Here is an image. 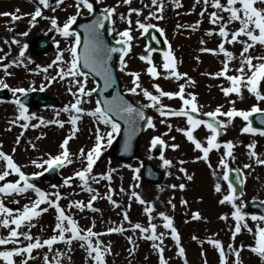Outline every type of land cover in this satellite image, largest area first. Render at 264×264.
I'll use <instances>...</instances> for the list:
<instances>
[{
	"label": "snow or ice",
	"instance_id": "1",
	"mask_svg": "<svg viewBox=\"0 0 264 264\" xmlns=\"http://www.w3.org/2000/svg\"><path fill=\"white\" fill-rule=\"evenodd\" d=\"M176 8L183 7L180 0H171ZM66 0H35L34 11L24 15L30 17L29 25L35 27L39 19L48 20L51 27L49 31H54L66 42V47H60V40L54 39L56 46V55L51 63L46 66L36 65L35 69H29V64L33 63L30 57L26 58V52L29 48L28 43L21 44V40L13 37L10 44L20 45L19 55L15 59L5 62L10 53L0 56V71L3 77H0V90H8L12 94L11 100L0 99V103H11L16 106L17 114L14 119L9 121L11 126H19L23 131L16 137L15 144L19 145L21 137L29 128L37 129L41 126L57 125L64 128L67 123L70 125L69 134L63 139L59 145V151L56 154L45 153L47 158L43 156L39 159L31 160V165L40 169L31 174H27L23 168L14 159L16 148L12 149V154L3 150L0 143V162L3 167L0 168V229L6 230L7 234H0V264H33L38 259L34 253L41 252L43 264H73L72 255L77 248L85 253V264H108L107 257L113 254L111 242L105 244L102 237L111 234L124 235L131 231L139 233V239L151 242V248L156 252L158 264H170V258L165 255L166 247L164 244L166 233L159 231L156 220L157 216L163 221V229L168 230L167 235L174 241L176 255L183 259V264H189L186 255V249L182 243L181 233L175 226L173 216L165 211L156 212L154 202H150L143 196L131 191L130 202L123 211L119 213L122 216V222L116 226H108L105 231H97L96 219L92 218L88 226H81L80 221L76 218L74 212H84L89 210L93 213L100 212L99 208L94 207V202L100 198H106L115 209H121L123 206L116 199L114 194L116 189L112 187L113 174L118 171L112 168L111 161L106 171L95 173L94 169L107 148L111 147L116 136L121 132V124L123 121L128 127L126 129L127 140L124 149L130 148L132 136L138 130L141 121H145L150 129H156L155 119L151 115L146 116V110H154L160 119L159 123L164 125L167 131L154 135L150 140V150L156 149L157 146L170 148L175 151L180 145L175 143V137H171L172 143H168L164 137L169 136L173 131V125L168 122V118L177 117L185 119V127H177L175 130L182 133L187 141L193 146L194 150L201 153L196 157V161L203 160L212 168L210 162V153L214 150L224 149L218 160L217 168L221 170L222 175L218 176L214 185L215 192L224 193L219 200L221 205L228 204L231 206V219L234 225L229 229L231 232V242L225 245L215 236L207 238L210 244L219 255V264H244L242 252L247 249L251 253L257 255L261 261H264V215L252 214L245 211V203L241 199L244 192L241 189L238 193L236 184H234L231 173L235 172V181L243 184L245 178L242 173L244 169H252V164L245 163L243 169H232L229 160H235L234 149L236 143L232 140L221 142V135L234 122L236 118L244 121V126L240 129L241 134H251L264 137V54L253 55L257 46L264 49V0H195L192 11H195L196 5H202L199 12V19L193 24H177V30L191 29L196 31L203 23V18L207 15L208 22L212 26L206 30L205 35L208 37L218 36L219 42L215 48L208 47L205 39L201 38L199 49L201 53L212 54L214 56H223L221 68L215 73H203L216 79H224L227 85H220V91L224 97L228 99L231 105L227 111L223 110V105H218L211 111H203V106L199 104L197 95L194 92H186L187 85H195L196 81L188 76V73H181L178 70V61L175 56L173 47L169 43L166 35V29L160 26L161 21L165 19V0H149V3H143L142 7H132L133 0H116L113 5H106L98 8V5L105 3V0H73V4L69 7L75 9L74 14L68 15L61 23L56 15L46 16L44 10H50L56 13L57 10H64ZM127 6L125 12H121L120 8ZM212 9L209 11V9ZM147 9V14H145ZM94 17L90 23L81 24L84 30L83 48L81 50V33L74 28L78 18L84 12ZM179 14V13H178ZM2 16L10 17L13 21L24 18L20 14V9H16L15 13L3 12ZM135 15L136 19L132 17ZM122 22L126 26L122 30L116 28L117 21ZM155 21V22H154ZM106 22L111 24L108 29L109 33L115 34V44L120 47L110 46L104 39L103 31ZM9 31H12L10 28ZM29 31L19 33V36L27 37ZM139 33V35H134ZM158 34V35H157ZM158 37H164V43L167 49L162 53L161 64L154 62L153 54L158 49L153 47L151 41L156 44L160 43ZM150 38V39H149ZM141 39H147L144 45V54L139 59L146 63V73L155 81L160 78L174 79L176 81L184 80L185 83L178 84L177 91H165L159 83H153L151 88L144 87L141 80V72L128 71V62L126 57L130 56L133 48L138 46L135 42ZM5 44L9 41L5 40ZM9 44V48H10ZM240 45L239 54L231 50L228 46ZM0 52L3 49L0 48ZM114 53H119V70L131 77V87L127 88V92L133 95H142L147 103L136 106L124 98L118 90L111 98L104 95L105 91L113 88L117 84V79L113 74V70L109 61ZM27 59V63L25 62ZM196 59L199 61L200 57ZM13 67H23L34 74L44 73L46 83H42L39 91L43 92L46 86L53 83H64L68 93L73 97V101L64 105L59 111L55 112L54 119L46 120L43 116L31 112L26 98L30 92L37 91L34 86L35 82H31L29 87L9 85L5 78L14 75L10 71ZM55 68L54 75H47L49 69ZM90 76L101 77L103 79V87L97 83L89 88L88 82ZM247 91L253 97L256 103L252 104L248 109H240L236 107V101L231 99L233 95L240 100L244 99V92ZM96 96L94 107L87 109L84 105L92 102V97ZM179 99L181 106L171 107L164 104L163 100ZM61 112L68 114V119H60ZM198 114V115H197ZM260 127L253 126L254 115H257ZM84 116L91 117L94 120V142L91 148L85 150L81 147L76 153L70 150V141L77 137L80 131V122ZM226 117L227 119H220ZM32 121H37L32 123ZM203 127L208 133L204 140L197 138L194 134L198 129ZM8 131H11L9 127ZM45 134L36 137L40 140ZM29 145L36 149V144L28 141ZM242 143V142H241ZM257 142L255 140L246 144L248 156L254 159L257 165L264 166V155L258 154L256 151ZM151 158V157H150ZM159 159L162 161L163 167L172 168L174 162L168 159L164 152H161ZM80 162L81 167L76 170L73 175L65 177L62 185H51L52 191L42 189L32 181L44 175L50 170H58L67 166ZM180 165H184L186 161L179 160ZM122 167L132 168L131 165H122ZM134 172L133 180L140 179V168L132 169ZM179 172L183 173L187 180L193 179L192 175L187 173L184 167L179 168ZM213 176H217V172L213 171ZM15 175V180L8 178ZM179 179V177H177ZM80 181L82 191L90 193V198L85 202L83 200H73L69 196L62 195L61 187H71L74 180ZM101 181H106L107 188L104 196L92 185H99ZM227 183L225 192L222 183ZM135 187H139L136 184ZM171 189L184 190L186 185L172 184ZM163 190V189H161ZM121 193H125V189H119ZM34 193L35 198L28 197L29 193ZM12 196H23L28 199V203L22 207L12 208L7 206L5 198ZM68 199L66 206H62L61 201ZM131 200L138 202L143 206V212L147 215V224L140 222L133 223L129 217L131 209ZM13 203L19 205V200H13ZM167 203L175 210L176 205L172 199ZM182 205H187L188 201L181 199ZM49 210L54 211V226H52V234L47 238L41 235H34L33 228L37 227L39 218L43 214H47ZM156 213V215H154ZM192 220L203 219L199 211L193 212ZM220 219L227 221L229 214H224ZM255 222L254 226H250L248 221ZM123 222H127L129 227H125ZM187 222V221H186ZM113 222H109L111 225ZM41 231H44L43 227ZM247 231L253 237V242L245 245L241 243L239 246L235 244L237 237ZM132 245L129 250L130 255L134 254L138 244L132 236L126 237ZM192 240L198 241L201 246L205 243L198 236L193 235ZM63 244L65 251H61L54 247ZM46 251H42L45 250ZM201 256L204 257V264H208L205 253L202 251ZM147 259V257L145 258Z\"/></svg>",
	"mask_w": 264,
	"mask_h": 264
},
{
	"label": "rangeland",
	"instance_id": "2",
	"mask_svg": "<svg viewBox=\"0 0 264 264\" xmlns=\"http://www.w3.org/2000/svg\"><path fill=\"white\" fill-rule=\"evenodd\" d=\"M28 2L32 6L30 9H24L22 2ZM54 2V0H53ZM183 7L176 8L171 0H165V19L160 23V26L166 29V35L169 43H171L175 56L178 61V70L181 73H188V76L196 81L195 85H187L186 92H194L197 95L198 102L203 106V111H211L215 109L218 105H223V110L227 111L231 106L228 103V99L224 97L223 93L220 91V85H227V82L224 79H216L208 75H203V73H215L221 68V61L224 57L214 56L212 54L201 53L199 51L201 38L208 41L207 46L215 48L219 42L218 36L208 37L205 35L206 30L212 26L208 22L207 15L203 18V23L200 28L196 31L191 29H180L177 30L176 25L179 24H193L200 17L199 12L201 11L202 5H196L195 11H192L195 0H180ZM116 3V0H105V3L98 5V8H103L106 5H113ZM143 3H149V0H143ZM73 4V0H66L65 5L62 6L64 10H57L56 13H52L50 10H44L46 16L56 15L61 23L66 19L68 15L74 14L75 9L69 7ZM35 0H0V13L9 12L15 13V10L20 9V14L24 16L23 19L18 21H13L10 17L0 15V48L3 49V52H0V56H3L5 53H10L8 59L5 62L11 61L18 57L20 45L10 44L13 37L17 39H23L21 44L28 43L29 45V55L32 62L29 64V69H35L36 65L46 66L51 63L56 55V46L54 39L60 40V47L63 49L66 47V42L54 31H49L51 27L48 20L39 19L35 27L29 25L30 17L24 15L34 11ZM132 7L140 8L141 0H133ZM127 6L120 8L121 12L126 11ZM212 9L210 8L209 11ZM179 13V14H178ZM145 14H147V9H145ZM89 17L88 13L85 11L81 17L78 18H87ZM133 20L136 19L135 15L132 17ZM155 22V21H154ZM116 28L122 30L126 25L120 22L119 20L116 23ZM111 27V24H110ZM12 31H9V29ZM27 37L19 36V33L24 31H29ZM134 35H139L135 33ZM49 36L52 37L53 47L51 50L45 53H37L35 51V39L37 37ZM111 40L115 42V34H110ZM164 38V37H163ZM165 39V38H164ZM9 41V44H5L4 41ZM138 46H135L130 53L129 57H126L128 62V71H139L141 72V80L144 87L153 90L151 85L153 83H159L165 91H177L179 83H185L184 80L176 81L174 79H164L160 78L158 80H153L147 73V65L145 62L139 59L141 54H144V45L147 43V39H141L135 42ZM231 50H234L237 55L240 51V45L228 46ZM264 54V49H261L257 46L253 55ZM199 56V61L196 57ZM154 62L159 65L162 61V54L154 53L153 54ZM27 63V59L25 61ZM14 75L10 78H5L10 86H23L29 87L31 82H35V87L39 91V87L42 83H46L44 73L34 74L33 72L26 70L23 67H13L10 69ZM56 69H49L47 75L51 76L55 74ZM0 77H3V72L0 71ZM120 78L123 84V89L127 92V88L131 87V77L126 75L124 72H120ZM96 85V82L93 78H89L88 87L91 88ZM6 95L0 99L11 100L12 94L10 91L6 90ZM44 94L48 95L50 98H58L60 104L58 106H37L29 107L31 112H36L37 115L43 116L46 120L54 119L55 112L59 111L64 105L69 104L73 101V97L68 93L67 87L64 83H53L50 86H46ZM129 93V92H128ZM131 94V93H130ZM133 95V94H132ZM140 104L147 103L146 99L142 95H133ZM97 97L94 95L92 97V102L84 105L85 108L91 109L94 107V102ZM231 99L236 101V107L240 109H248L252 104L256 103L255 99L247 93L244 92V99L240 100L238 97L233 95ZM33 102H36V99H33ZM164 104L171 107H180L181 101L179 99L169 100L164 98ZM0 104H9L13 106L16 110V106L11 103H0ZM264 107V104L261 105ZM151 116L154 117L156 122V129H150L147 127L146 131L142 135V140L133 159L121 160L115 156L113 153L117 144L116 138L111 147L107 148L100 160L97 162V165L94 169L95 173H101L108 169L109 161H111V167L118 169L116 173L113 174L112 187L116 189L114 194V199L122 204L121 209H115L106 198H100L94 202V207L99 208L101 211L93 213L89 210L84 212H74L76 218L80 221L81 226H88L92 218L96 219V229L97 231H105L108 226H116L122 222V216L119 214L123 211V208L127 206L130 202L131 191L135 190L136 192H143L142 196L150 202H154L156 206V212L165 211L169 215L173 216L175 226L178 228L181 233L182 243L186 249L187 259L189 264H204V257L201 256L203 251L206 255L208 264H219V255L218 252L213 249V247L208 244L207 238L210 236H215L220 239L225 245L231 242V232L229 229L234 225V221L231 219L230 213L232 211L231 206L228 204L221 205L219 200L222 198L224 193L215 192L214 185L217 182L218 176L222 175L220 169L217 168L218 160L220 155L223 153L224 149L221 148L219 151H213L210 153V162L212 168L208 167V164L203 160L196 161V157L200 156L201 153L194 150V146L187 141L186 137L176 131L177 127H185V119L171 117L168 118V122L173 125V131L169 136L164 137L168 143H172L171 137H175V143L179 144L180 147L178 150H171L170 148H164L161 146L160 150L151 149L150 150V140L154 135H158L167 131L166 127L159 123L161 117L152 110L147 109ZM198 115V114H197ZM60 119L67 120L68 114L61 112ZM220 119H227L226 117H221ZM5 122L4 118L0 115V143L3 145V150L6 153L12 154V149L15 147L16 152L14 154L17 156H22V162L24 158L25 151L22 148L21 142L19 145L15 144L16 137L23 131L19 126H11L7 124L3 126ZM37 121H32L36 123ZM244 126V121L241 118H236L234 122L224 131L221 135V142L232 140L236 143V148L234 149V154L236 159L229 160L235 164L238 168L243 169L245 163L252 164V169H244L243 175L245 177V188H244V197L241 199L245 204L250 201H259L264 202V166L257 165L254 159L249 158L248 150L246 144L255 140L257 142L256 151L258 154L264 155V137L251 134H241L240 129ZM11 127V131H8ZM80 131L77 133V137L70 141V150L73 153H76L79 148L83 147L85 150L92 147L94 142V120L91 117L84 116L83 120L80 122ZM70 125L65 124L64 128H60L57 125H47L41 126L37 129H28L24 132V135L21 137L32 141L36 144V152L47 158L45 153L56 154L59 151V145L63 139L69 134ZM45 134L44 137L40 140H36L37 136ZM197 138L202 141L208 134L206 130L201 127L194 133ZM242 142V143H241ZM161 152L165 153L166 158L172 159L174 166L172 168L166 169L168 171L167 178L163 185H152L149 182L145 181L142 178V165L144 162H150L157 168H164L162 161L159 159ZM151 157V158H150ZM179 160H184L186 163L180 165ZM24 163V162H23ZM23 165V164H22ZM122 165H131L132 168L122 167ZM24 166V165H23ZM3 167V163L0 162V168ZM81 167L80 162L77 160L73 165L67 166L60 170L59 180H45L39 184L38 187L52 191L51 185H62L63 179L65 177L73 175V173ZM184 167L187 170L189 175L193 176L191 181L187 180L185 175L179 172V168ZM140 168V179L138 181L133 180L134 172L132 169ZM23 170L27 174H31L37 171H41L35 166L27 167L24 166ZM217 172V176H213V171ZM179 177V179L177 178ZM18 177L15 175L9 177V180H15ZM226 192L227 183L220 181ZM3 183V182H0ZM106 181H101L99 185L93 184L92 186L97 189L101 194V197L104 196L107 188ZM184 183L186 188L184 190L171 189L169 186L172 184L179 185ZM136 184H139V187H135ZM142 186V187H140ZM123 187L125 193H121L119 189ZM163 189V190H161ZM60 191L62 195L69 196L73 200H83L87 201L90 198V193L82 191L80 187V181L74 180L71 187H61ZM28 197L32 199L35 198L34 193H29ZM169 199H172L173 203L176 205L175 210L167 203ZM181 199L188 201L187 205H182L180 203ZM13 200H19V205L13 203ZM7 206L12 208L22 207L23 204L28 203V199L23 196H12L5 198ZM69 200L65 199L61 201L62 206H66ZM98 202V203H97ZM199 211L203 217L201 220H192L191 215L193 212ZM245 211L249 213V216L252 215L245 207ZM229 214V219L227 221L220 219L224 214ZM156 215V213H154ZM54 216L55 213L52 210H49L47 214H43L37 223V227L32 229L34 235H41L45 238L52 234V226H54ZM129 217L133 223L140 222L147 224V215L143 212V206L138 202L131 200V209L129 211ZM187 221V222H186ZM109 222H113L111 225ZM158 224L159 231H164L166 233V238L164 241L166 252L165 255L170 258V264H183V259L176 255V249L174 241L171 240L170 236L167 235L168 230L163 229V221L157 216L154 221ZM125 227H129L127 222H123ZM250 226H254L255 222L249 219L248 221ZM43 227L44 231H41ZM0 234L6 235L7 232L4 229H0ZM132 236L133 239L137 242L138 247L134 254L130 255L129 250L132 248V245L128 242L127 236ZM196 235L200 239L204 240L205 243L203 246L200 245L198 241L192 240V236ZM105 244L111 242L113 248V254L107 257L108 264H158V257L155 251L151 248V242L139 239V233H133L131 231L127 232L124 235L121 234H111L108 236L102 237ZM253 242V237L247 231H244L240 234L235 244L239 246L241 243L245 245ZM61 251H65L66 247L63 244L54 246ZM42 251H46L42 250ZM38 256V259L33 262V264H43L41 252L34 253ZM72 255L73 264H85V253L81 249H76ZM242 259L244 264H264V261L245 249L242 252ZM147 257V259H145Z\"/></svg>",
	"mask_w": 264,
	"mask_h": 264
},
{
	"label": "water",
	"instance_id": "3",
	"mask_svg": "<svg viewBox=\"0 0 264 264\" xmlns=\"http://www.w3.org/2000/svg\"><path fill=\"white\" fill-rule=\"evenodd\" d=\"M93 18L94 17L91 16L88 19H82L79 22H77V24L75 25L76 30H78L81 33V40H82L81 50L83 48L84 30H83V28L80 27V25L90 23ZM109 25H110V23L106 22L105 29L102 30L104 39L110 46L120 47V45H116L115 43H113L110 40L109 31H108ZM158 38L160 39L159 44H156L155 41H151V43H152L153 47L158 49V51L163 52L164 50H166L165 44H164L161 37H158ZM51 47H52L51 38H40V39L36 40V50L40 53L47 51ZM109 64L111 65L112 70H113V74L115 75V77L117 79V84L113 88L107 89L105 91L104 95L111 98V96L115 95L116 92L119 90L120 93L124 96V98L126 100H128L130 103H132L138 107L141 106L132 95L122 92V84H121V81H120V78L118 75V72H119V53H114L112 55V59H111V61H109ZM91 77L96 79L97 83L100 85L101 88L103 87V79L101 77H94V76H91ZM2 95H4V92L0 91V96H2ZM33 97L38 98L37 105L45 106V105H58V104H60V101L58 99H50L46 95H44L43 93H37V94L29 93L27 98H26V102H27L28 106L31 105V99ZM147 115H149V114L146 110V116ZM257 116H258V114L254 115L251 119L253 120V126L260 127L261 125L259 124V120H258ZM119 122L121 124V132H120L119 137L117 139V147L115 149V154L124 160L131 159L135 156V154L138 151V147H139V144L141 142L142 135H143L147 125H146L145 121H141L139 123L138 130L136 131V133L131 138L130 148L127 151H125L124 146H125V142L127 140L126 129L128 126L126 124H124L123 121H119ZM230 167L232 169H236V167L233 164H230ZM58 170H50L47 173H45V175L34 179L33 182L34 181L40 182L43 178L57 179L58 178ZM166 174H167L166 170L158 169V168L154 167L151 163H145L144 164L143 178L145 180H147L148 182H150L151 184H158V185L163 184V182L166 178ZM235 175H236L235 172L231 173V178H232L234 184H236V187H237V190L239 193V191L241 189L243 190L244 183L242 185L236 183ZM248 208H250L257 215H264V203L252 202L249 204Z\"/></svg>",
	"mask_w": 264,
	"mask_h": 264
},
{
	"label": "bare ground",
	"instance_id": "4",
	"mask_svg": "<svg viewBox=\"0 0 264 264\" xmlns=\"http://www.w3.org/2000/svg\"><path fill=\"white\" fill-rule=\"evenodd\" d=\"M22 6L24 9H30L32 8V6L30 5V3L23 1L22 2ZM21 42H23V39H20ZM30 50L28 49L25 55H29ZM0 115L2 116V118H4L5 122H3V126L10 124L9 121H11L12 119L15 118L16 116V110L13 106H10L9 104H0ZM32 129V128H29ZM21 145L22 148L25 151V156L23 158V162H22V156H14V159L19 163V164H23L24 166L27 167H31L33 165H31V160L33 159H39L41 157V155L39 153L36 152V149H33L29 143L27 139H23L21 141ZM142 187V186H140ZM141 195L143 194V192L140 189L139 192ZM125 226V225H124Z\"/></svg>",
	"mask_w": 264,
	"mask_h": 264
}]
</instances>
